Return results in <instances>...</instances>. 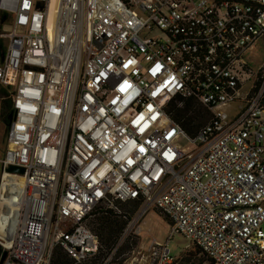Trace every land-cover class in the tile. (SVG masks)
<instances>
[{"label":"built area","instance_id":"obj_1","mask_svg":"<svg viewBox=\"0 0 264 264\" xmlns=\"http://www.w3.org/2000/svg\"><path fill=\"white\" fill-rule=\"evenodd\" d=\"M0 14V264L56 248L89 264L94 209L127 219L130 203L134 225L152 210L171 224L146 264H180L176 234L204 264H264V0H0ZM177 97L211 115L194 136Z\"/></svg>","mask_w":264,"mask_h":264},{"label":"rangeland","instance_id":"obj_2","mask_svg":"<svg viewBox=\"0 0 264 264\" xmlns=\"http://www.w3.org/2000/svg\"><path fill=\"white\" fill-rule=\"evenodd\" d=\"M9 25V19L0 14V63L2 61L3 53L5 50L6 40L1 37L4 29ZM156 36L157 33H153ZM261 50L258 49L256 55L259 60L262 59ZM6 98L0 92V161L5 156L7 148V134L9 123L6 121L7 110L5 108ZM178 107L183 108L182 103H177ZM197 109L201 107L196 104ZM204 114L197 120L196 125L200 128L209 122L211 115L206 110ZM0 172V186H1ZM123 212L126 214L127 219L120 218L115 215H105L102 207L94 209L92 216L89 219L90 228L100 237L102 245V253L96 259L89 262V264H146L147 250L152 239H156L162 243L167 241L171 231V224L156 210L150 211L147 216L140 219V223L134 221L140 214V206L138 203H130L121 206ZM108 219L121 230L117 236L105 243L104 239L107 237L108 231L103 224V220ZM264 232V225L262 226ZM128 229V232L126 230ZM190 240L182 235L176 234L168 243L173 256L181 259L180 264H204L205 258L196 251L191 245Z\"/></svg>","mask_w":264,"mask_h":264},{"label":"trees","instance_id":"obj_3","mask_svg":"<svg viewBox=\"0 0 264 264\" xmlns=\"http://www.w3.org/2000/svg\"><path fill=\"white\" fill-rule=\"evenodd\" d=\"M0 92L1 94L5 96V98L8 96L7 89L1 85H0ZM177 103H182L183 108L180 109ZM196 104L197 103L193 99H185L182 97H177L173 99L169 104V111L172 115V118L176 122H178L188 134L192 136H194L199 130L200 126L196 125V122L204 114L203 110H205L204 108L197 109L195 107ZM5 108L8 112L5 119L8 123H10L11 121V102L8 99H6ZM104 214L108 216L112 215L108 212H105ZM103 224L106 226V230L108 231L107 237L104 239V242L106 244L109 243V241H111L112 239H114L117 236V234L120 233L121 230L123 229L122 228L121 230H118V227L114 225V223L108 219H104ZM100 243H101V240H100ZM195 249L196 251H198L197 248ZM0 253H1V248H0ZM198 253L200 254L199 251ZM50 264H77V263L73 259H71L61 248H56Z\"/></svg>","mask_w":264,"mask_h":264},{"label":"bare ground","instance_id":"obj_4","mask_svg":"<svg viewBox=\"0 0 264 264\" xmlns=\"http://www.w3.org/2000/svg\"><path fill=\"white\" fill-rule=\"evenodd\" d=\"M18 186L23 187L24 186V178L19 177L18 179ZM14 199V196L12 195H5L4 196V204H10V202ZM7 214H10V210L7 211Z\"/></svg>","mask_w":264,"mask_h":264},{"label":"water","instance_id":"obj_5","mask_svg":"<svg viewBox=\"0 0 264 264\" xmlns=\"http://www.w3.org/2000/svg\"><path fill=\"white\" fill-rule=\"evenodd\" d=\"M8 171L10 173H19V174H23L24 173V170L22 168L14 167V166L9 167Z\"/></svg>","mask_w":264,"mask_h":264}]
</instances>
